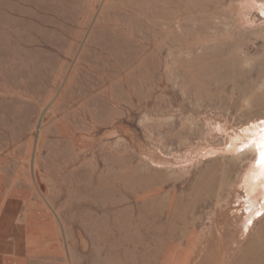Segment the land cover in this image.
Returning a JSON list of instances; mask_svg holds the SVG:
<instances>
[{
  "label": "rangeland",
  "instance_id": "1",
  "mask_svg": "<svg viewBox=\"0 0 264 264\" xmlns=\"http://www.w3.org/2000/svg\"><path fill=\"white\" fill-rule=\"evenodd\" d=\"M261 121L264 0H0V264H264Z\"/></svg>",
  "mask_w": 264,
  "mask_h": 264
},
{
  "label": "bare ground",
  "instance_id": "2",
  "mask_svg": "<svg viewBox=\"0 0 264 264\" xmlns=\"http://www.w3.org/2000/svg\"><path fill=\"white\" fill-rule=\"evenodd\" d=\"M56 115V114H55ZM245 135L246 137H248V139L244 142H248L250 143V148L253 151L257 152L259 155V160H260V151L261 149L259 148V144L261 142L262 137H264V125H255L254 127H250L249 129L245 130ZM241 137V136H240ZM234 140H236L235 138H233ZM244 139V138H243ZM239 139L237 138V141ZM245 140V139H244ZM240 143V141L238 142ZM249 145V144H248ZM240 147V146H239ZM246 147V146H245ZM238 148V146H237ZM259 160L256 161L253 166L252 169L249 171V173L247 174V177L245 178L246 181V188L248 190H250V192L254 194V192H258L259 190L264 189V166H262L259 163ZM247 190V191H248ZM250 193V194H251ZM249 194V195H250ZM252 195V194H251ZM255 203V202H254ZM254 205V204H253ZM257 206V204H255ZM264 208V203H263V207ZM259 247V246H258ZM264 253V252H263ZM244 258L247 256H252L255 255L254 251H248L247 253L243 254ZM259 255V253H258ZM262 255V254H261ZM258 261L261 259H257ZM262 261V260H261ZM121 263V262H120Z\"/></svg>",
  "mask_w": 264,
  "mask_h": 264
},
{
  "label": "snow or ice",
  "instance_id": "3",
  "mask_svg": "<svg viewBox=\"0 0 264 264\" xmlns=\"http://www.w3.org/2000/svg\"><path fill=\"white\" fill-rule=\"evenodd\" d=\"M261 123H264V121H261ZM260 151V160L259 163L264 166V137H262L261 142L259 144Z\"/></svg>",
  "mask_w": 264,
  "mask_h": 264
}]
</instances>
